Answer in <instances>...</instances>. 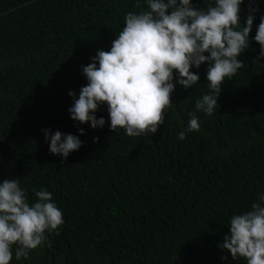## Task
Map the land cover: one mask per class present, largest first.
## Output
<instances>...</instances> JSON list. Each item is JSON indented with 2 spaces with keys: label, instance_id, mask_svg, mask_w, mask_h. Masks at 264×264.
<instances>
[{
  "label": "trees",
  "instance_id": "obj_1",
  "mask_svg": "<svg viewBox=\"0 0 264 264\" xmlns=\"http://www.w3.org/2000/svg\"><path fill=\"white\" fill-rule=\"evenodd\" d=\"M250 3L258 10L238 56L245 67L225 78L219 108L195 109L210 91L205 62L190 69L200 76L192 88L176 84L157 133L130 137L110 129L106 104L95 113L102 128L74 121L68 93L78 99L88 83L81 66L110 50L126 14L148 11L147 0H0V183L19 179L30 206L46 189L64 219L26 259L12 245L10 264H247L220 246L234 215L264 206V57L253 39L264 0H243L241 28ZM190 113L200 129L180 140ZM45 129L83 143L67 159L53 155Z\"/></svg>",
  "mask_w": 264,
  "mask_h": 264
},
{
  "label": "clouds",
  "instance_id": "obj_2",
  "mask_svg": "<svg viewBox=\"0 0 264 264\" xmlns=\"http://www.w3.org/2000/svg\"><path fill=\"white\" fill-rule=\"evenodd\" d=\"M242 2L215 0L204 10L191 0H147L148 11L128 12L110 50H98L91 63L81 66L88 83L82 86L78 99L69 90L74 100L69 108L71 118L81 124L90 122L93 129L102 128L105 119H97L95 113L106 104L113 132L123 128L130 137L155 134L164 124L165 109L172 106L176 84L192 88L200 76L190 69L205 62L210 91L195 102V109L212 115L219 108L217 100L225 78L231 79L245 67L238 56L250 46L249 34L258 9L249 4L241 28ZM253 39L260 45L257 58L264 57V16ZM189 115L188 126L178 133L180 140L200 129L195 113ZM43 131L45 140L50 141L49 152L64 159L83 143L76 135ZM79 132L83 135L84 129ZM98 139L93 137L94 142ZM35 196L37 200L30 206L19 179L0 183V264H10L12 245H18L16 260L26 259L30 250L44 243L46 232L59 234L64 219L52 193L41 188ZM259 199L264 201V194ZM251 208L231 218L230 231L219 246L233 259L239 256L247 264H264V206L253 203Z\"/></svg>",
  "mask_w": 264,
  "mask_h": 264
}]
</instances>
